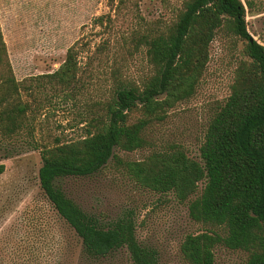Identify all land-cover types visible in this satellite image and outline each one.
Masks as SVG:
<instances>
[{
	"label": "rangeland",
	"instance_id": "obj_1",
	"mask_svg": "<svg viewBox=\"0 0 264 264\" xmlns=\"http://www.w3.org/2000/svg\"><path fill=\"white\" fill-rule=\"evenodd\" d=\"M182 1L0 0V33L8 63L14 79L31 86L34 100L27 119L30 127L19 135L23 147L2 161L0 264H131L124 248L99 259L83 254L80 239L44 198L37 178L39 153L25 143L41 146L81 138L90 118L102 114L116 81L140 85L150 69L143 50L133 49L130 39L170 23ZM240 1L248 35L264 44V0ZM72 45L77 51L78 81L71 99L66 91L52 95L47 85L39 84L43 79L38 76L54 72ZM241 46L223 29L217 31L194 94L146 128L147 146L132 152L115 149L114 158L97 173L60 181L66 196L103 226L129 221L135 240L154 253V264H187L179 253L180 242L184 235L200 233L207 226L189 219L187 201L179 203L170 193L139 187L115 158L141 161L152 152L179 148L199 161L207 123L228 96L233 70L244 59ZM23 99L31 97L25 94ZM139 117L133 111L128 120ZM202 186L197 184L189 200L200 194ZM212 251L213 264H245L241 251L222 246Z\"/></svg>",
	"mask_w": 264,
	"mask_h": 264
},
{
	"label": "trees",
	"instance_id": "obj_2",
	"mask_svg": "<svg viewBox=\"0 0 264 264\" xmlns=\"http://www.w3.org/2000/svg\"><path fill=\"white\" fill-rule=\"evenodd\" d=\"M244 13L240 0H183L170 23L130 39L133 49L143 50L150 69L140 85L116 81L102 114L90 118L81 138L41 146L25 143L39 153L37 178L44 198L80 239L87 257L104 258L124 248L131 264H154V253L135 240L129 221L103 226L66 196L60 181L97 173L114 158L115 149L132 152L147 146L146 128L194 94L209 44L223 29L241 41L244 59L233 70L228 96L207 123L199 161L175 148L152 152L141 161L115 162L139 187L187 201L189 219L207 226L184 235L179 253L185 263L213 264L212 250L222 246L245 253V264H264V44L250 40ZM76 56L72 45L54 72L38 76L43 79L39 84L47 85L52 95L66 91L72 99ZM30 91V85L14 79L0 33V175L2 161L23 147L19 135L30 127ZM25 94L31 100L23 99ZM133 111L140 117L129 122ZM199 182L200 194L189 200Z\"/></svg>",
	"mask_w": 264,
	"mask_h": 264
},
{
	"label": "water",
	"instance_id": "obj_3",
	"mask_svg": "<svg viewBox=\"0 0 264 264\" xmlns=\"http://www.w3.org/2000/svg\"><path fill=\"white\" fill-rule=\"evenodd\" d=\"M250 40H251V38H250Z\"/></svg>",
	"mask_w": 264,
	"mask_h": 264
}]
</instances>
